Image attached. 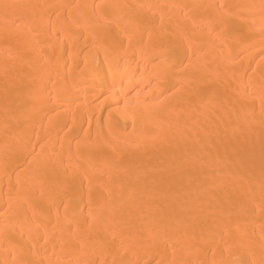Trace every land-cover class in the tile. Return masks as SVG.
<instances>
[{"label":"bare ground","instance_id":"6f19581e","mask_svg":"<svg viewBox=\"0 0 264 264\" xmlns=\"http://www.w3.org/2000/svg\"><path fill=\"white\" fill-rule=\"evenodd\" d=\"M0 264H264V0H0Z\"/></svg>","mask_w":264,"mask_h":264}]
</instances>
